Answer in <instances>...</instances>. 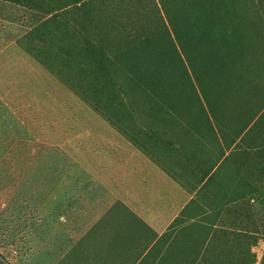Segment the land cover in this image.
Returning <instances> with one entry per match:
<instances>
[{
  "label": "rangeland",
  "instance_id": "374dc122",
  "mask_svg": "<svg viewBox=\"0 0 264 264\" xmlns=\"http://www.w3.org/2000/svg\"><path fill=\"white\" fill-rule=\"evenodd\" d=\"M236 9L246 13L247 38L229 60L232 79L223 83L221 124L201 129L198 173H171L193 195L185 214L197 220L181 219L186 222L179 220L173 231L181 230V244L183 238L189 242L190 229L205 240V254L190 264H264V0H244ZM29 18L0 0V254L10 264H57L119 202L121 178L145 200L168 188L159 180L165 176L160 167L148 159L131 161L125 177L119 173L127 146L152 153V145L141 146L155 129L150 106H130L123 97L119 124L104 117L26 54L22 37ZM189 38L186 49L195 50L198 60L209 59ZM18 77L26 81L17 83ZM224 152L216 177L197 194L204 173Z\"/></svg>",
  "mask_w": 264,
  "mask_h": 264
},
{
  "label": "trees",
  "instance_id": "16d2710c",
  "mask_svg": "<svg viewBox=\"0 0 264 264\" xmlns=\"http://www.w3.org/2000/svg\"><path fill=\"white\" fill-rule=\"evenodd\" d=\"M7 1L29 14L31 25L22 39L30 59L51 71L104 117L119 124L123 97L130 106H150V127L155 129L148 131L150 139L141 143L142 149L151 145L152 153L161 149L164 133L171 144L180 135L186 137L187 146L196 138L194 148L204 150L201 129L213 131L216 123L221 124L222 95L227 92L224 84L232 79L227 77L229 60L244 46L246 13L236 9V3L241 5L244 0ZM232 24L234 29L229 31L227 26ZM237 29L240 34L235 33ZM184 32L194 48L200 47L209 59L198 60L195 50L186 49ZM17 79V83L26 81ZM129 132L125 134L137 142L139 136ZM224 155L204 173L197 194L214 180L218 168L211 171ZM119 213L128 222L134 221L138 229L151 230L119 201L91 231L106 226L119 229ZM108 216L118 220L107 222ZM174 255L182 257L178 251ZM0 264L10 263L0 254Z\"/></svg>",
  "mask_w": 264,
  "mask_h": 264
},
{
  "label": "crops",
  "instance_id": "0c3cea01",
  "mask_svg": "<svg viewBox=\"0 0 264 264\" xmlns=\"http://www.w3.org/2000/svg\"><path fill=\"white\" fill-rule=\"evenodd\" d=\"M167 139L165 135L162 137L164 146L155 153L151 154L142 150L136 152L127 146L126 149L129 152L119 156V173H123V177L127 175L126 171L130 170L131 161L135 159L140 162H147L146 159L153 161L165 175L161 174L162 176L159 177L164 184L167 182L168 189L165 195L159 194L153 197L154 199L148 200L139 197L135 188L123 187L122 178L119 175L122 185L119 187V201L138 215L152 231L138 229L136 225L132 227L135 224L134 221L128 222L124 216H119V229L106 226L101 230H88L74 246L67 249L64 257L57 264H190L193 259L190 260L189 256L197 259L198 256L203 255L204 239L203 235L195 231L197 229H190L187 233L189 242H185L183 238L182 244L180 243V237L183 235L181 230L173 231L179 220L191 218L185 212L193 195L179 179L171 174L173 170L185 173L184 169H191L195 171L193 173H198L197 169H201L202 166V164L199 165L198 159L202 151L197 148L190 149V145L186 144L185 136L174 137L173 144ZM193 140L197 141L196 138ZM130 143L133 144L131 140ZM227 155L228 152L222 158L224 159ZM223 159L211 172L220 166ZM167 178H171L172 181L165 180ZM108 218L107 222L111 223L118 220L114 216H108ZM186 220H181V223L183 224ZM190 220L192 224L197 223L194 218ZM122 224L126 228H123ZM183 244L188 245L184 247ZM176 251L182 255L180 259L174 255Z\"/></svg>",
  "mask_w": 264,
  "mask_h": 264
}]
</instances>
